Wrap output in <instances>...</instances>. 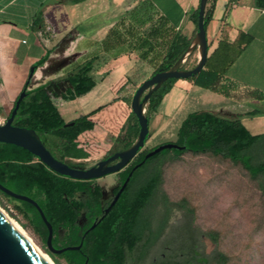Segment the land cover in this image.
I'll return each mask as SVG.
<instances>
[{
	"label": "trees",
	"instance_id": "obj_1",
	"mask_svg": "<svg viewBox=\"0 0 264 264\" xmlns=\"http://www.w3.org/2000/svg\"><path fill=\"white\" fill-rule=\"evenodd\" d=\"M80 1L83 0H68L69 3ZM255 3L264 6V0H255ZM213 4L214 0L206 1L204 27ZM151 9L152 2L144 0L126 11L102 41L105 47L103 53L86 56L66 73L64 78L68 86L61 93V98L73 100L89 92L96 85L93 70L96 64H100V59L116 58L123 52H135L142 61L156 64L151 74L172 67L186 50L187 44L173 39L175 33L170 31L167 20L161 15L152 21ZM197 12L198 7L190 15L195 26ZM249 38L240 33L233 43L222 42L206 57L203 67L187 79L196 86L227 95L231 87L221 83V77ZM45 60L46 56L36 61L35 69ZM175 80L169 78L150 92L144 111L148 124L151 113L157 111ZM100 108L82 114L70 120L72 124L65 125L70 121L62 117L45 84H41L26 87L12 123L32 128L56 159L72 166L66 159H83L88 155L77 138L94 129L95 122L91 116ZM257 112L254 109L245 114ZM138 129L136 117L130 111L119 130L123 134L122 149L131 145ZM164 143L175 146L145 157L149 151ZM185 152L219 155L240 164L251 177H264V132H250L239 116L226 117L208 110H195L181 119L172 141H163L152 147L144 144L122 169L116 171L118 184L113 194L131 174L117 200L102 218L110 200L101 201L102 191L95 179L62 176L22 147L0 142V184L28 196L38 204L51 225V245L54 249L79 245L78 249L56 252L68 264H210L211 260L219 261L223 255L216 252V255L209 257L196 249L195 234L191 228L192 211L189 208L185 209L188 222L182 227L187 245L181 243L168 252L163 250L146 261L152 244L167 226L171 210L174 207L184 208L183 202H171L163 196V214L157 226L152 227L146 209L161 180L160 165L165 159H178ZM0 193L14 203L33 231L46 243L48 230L35 206L1 190ZM94 221L95 226L89 229Z\"/></svg>",
	"mask_w": 264,
	"mask_h": 264
},
{
	"label": "rangeland",
	"instance_id": "obj_2",
	"mask_svg": "<svg viewBox=\"0 0 264 264\" xmlns=\"http://www.w3.org/2000/svg\"><path fill=\"white\" fill-rule=\"evenodd\" d=\"M49 2L50 0H45L43 4ZM140 2L144 0H139L138 3ZM150 16L152 21L157 17L153 9L150 10ZM28 34L29 31L24 29L22 36L30 44ZM3 43L5 41L0 35V123L8 117L13 101L21 91L32 65V61L27 58L19 57V61L14 60L13 50L17 57L22 56L26 44L14 43L11 47ZM196 54L197 48H194L177 68L182 70L192 68L196 62ZM67 58L65 73L55 80L64 77L76 63L83 60L75 54H70ZM155 65L137 57L128 68L123 69V65L117 63L114 69L119 70L114 72L112 77L116 83H98L99 85L93 88L91 96L83 101L70 102L61 98L64 87L68 86L67 81L61 83L60 87L48 89L49 95L66 121L101 107L91 116L95 122L94 129L77 138L79 145L88 155L83 159H66L73 167L93 165L114 151L122 150L123 134L119 130L131 111V96L136 87L151 75ZM95 71L96 66L93 73L97 76ZM33 79L31 78L27 88L36 85ZM146 92L147 90L141 94L140 100ZM214 99L218 102L228 101L223 95ZM217 101L215 100L216 104ZM145 104L146 102L144 111ZM227 109L216 114L234 117L233 113L237 111L248 112L257 109V113L242 116L240 120L250 132H264V122L255 123L259 117L264 116V100L236 102ZM169 110V101L165 98L157 111L151 113L146 147L175 138L176 129L184 112L179 115L169 113ZM210 110L213 109L210 107ZM160 171V183L146 209L152 227L157 226L163 214V196L171 202H183L184 208L174 207L171 210L167 226L152 244L147 262L163 250L168 252L181 243L187 245L184 242L185 233L182 227L188 222L185 209L189 208L192 211L191 228L194 230V245L197 250L209 257L216 255V252L223 255L222 259L211 260L210 264H264V177H251L240 164L209 153L185 152L178 159H165L160 165ZM94 182L101 188V201L104 203L112 199L113 189L118 184V175L116 172L108 173L96 178ZM0 207L25 230L54 264H68L63 257L47 248L46 243L33 231L14 203L1 193ZM80 220L82 221V218Z\"/></svg>",
	"mask_w": 264,
	"mask_h": 264
},
{
	"label": "crops",
	"instance_id": "obj_3",
	"mask_svg": "<svg viewBox=\"0 0 264 264\" xmlns=\"http://www.w3.org/2000/svg\"><path fill=\"white\" fill-rule=\"evenodd\" d=\"M44 1L0 0V35L5 41L3 44L11 47L14 43L26 44L22 56L17 57L12 49L14 60L27 58L33 65L46 56L44 63L34 70L31 78H34L35 86L45 84L47 92L67 81L64 77L55 79L65 73L68 55L75 54L84 59L86 56L103 53L105 47L102 41L106 39L110 28L139 2L83 0L69 3L68 0H50L49 4L44 5ZM150 1L156 15L165 18L170 31L175 33L173 39L187 44L181 62L186 60L194 48H197V62L199 50L196 26L190 15L198 7L199 0ZM23 28L29 31L30 44L22 36ZM240 33L250 38L225 68L220 80L231 87L230 92L224 95L196 86L188 79H176L164 97L169 101V113L180 115L184 112L182 119L190 111L224 112L236 102L264 100V6L256 5L255 0H214L205 25L207 56L222 42L233 43ZM136 57L135 52H123L116 58L100 59V64H96V85L93 88L98 83H116L112 77L119 69H114V66L121 63L123 69L128 68ZM93 88L80 97L66 101H83L91 96ZM219 95L226 96L228 101L218 102L214 99ZM245 111L233 114L240 118L247 116ZM258 122H264V116L259 117L255 123Z\"/></svg>",
	"mask_w": 264,
	"mask_h": 264
},
{
	"label": "water",
	"instance_id": "obj_4",
	"mask_svg": "<svg viewBox=\"0 0 264 264\" xmlns=\"http://www.w3.org/2000/svg\"><path fill=\"white\" fill-rule=\"evenodd\" d=\"M207 0H199L198 12H197V25H196V38L198 42L199 56L196 64L186 70L178 69V65L181 63L180 58L175 62V64L166 70H158L151 74L149 77L144 79L134 90L133 95L130 99V110L133 112L136 117L138 124V134L134 141L127 148L114 151L107 157L97 161L93 165L86 168H77L69 166L66 162L56 159L50 151L42 143L39 136L32 128L23 127L14 125L12 123L14 115L16 114L17 108L19 106L20 100L26 93L27 82L31 79L35 65H31L26 83L24 87L19 92L12 110L10 111L8 117L3 123H0V142L16 145L28 150L32 153L39 161L44 163L54 172L73 179H96L105 174L116 172L122 169L128 161L136 154V152L143 147L148 136V120L144 114V103L146 102L150 92L154 90L158 85L163 81L169 78L176 79H187L188 77L196 74L204 65L207 57V40L204 27V8ZM147 90L143 95L142 100H140L141 94ZM72 124V121L66 122L65 125ZM175 146L172 143H164L156 146L154 149L149 151L145 157H148L163 148H170ZM125 178L119 189L113 195L109 204L103 211L102 218L106 215L115 201L117 200L119 194L126 185L129 175ZM0 190L6 194L17 198L28 201L32 203L37 211L39 212L41 219L45 223L48 234L46 237V245L50 251L61 252L66 249H78L77 246H69L61 249H54L51 245V235L52 229L50 223L46 220L42 210L38 204L31 198L26 195L18 194L10 189L2 186L0 184ZM96 222L94 221L89 229H92L95 226ZM0 264H45L37 253L14 231L10 224L3 218L0 214ZM85 264H87L85 262Z\"/></svg>",
	"mask_w": 264,
	"mask_h": 264
},
{
	"label": "bare ground",
	"instance_id": "obj_5",
	"mask_svg": "<svg viewBox=\"0 0 264 264\" xmlns=\"http://www.w3.org/2000/svg\"><path fill=\"white\" fill-rule=\"evenodd\" d=\"M199 56V54H198ZM185 55H182L180 61L184 59ZM0 214L5 218V220L10 224V226L14 229V231L37 253V255L41 258V260L45 264H54L49 256L44 253L37 244L29 237V235L25 232V230L14 220L12 219L1 207Z\"/></svg>",
	"mask_w": 264,
	"mask_h": 264
},
{
	"label": "flooded vegetation",
	"instance_id": "obj_6",
	"mask_svg": "<svg viewBox=\"0 0 264 264\" xmlns=\"http://www.w3.org/2000/svg\"><path fill=\"white\" fill-rule=\"evenodd\" d=\"M107 157V156H106ZM105 158V157H104ZM96 163V162H95ZM91 166V165H90ZM89 167V166H88ZM86 168V167H85ZM195 247H196V245H195ZM197 249V248H196Z\"/></svg>",
	"mask_w": 264,
	"mask_h": 264
},
{
	"label": "built area",
	"instance_id": "obj_7",
	"mask_svg": "<svg viewBox=\"0 0 264 264\" xmlns=\"http://www.w3.org/2000/svg\"><path fill=\"white\" fill-rule=\"evenodd\" d=\"M22 42H24V40Z\"/></svg>",
	"mask_w": 264,
	"mask_h": 264
}]
</instances>
